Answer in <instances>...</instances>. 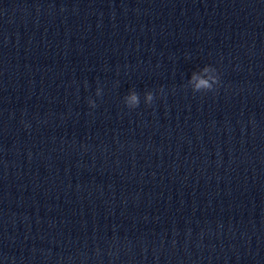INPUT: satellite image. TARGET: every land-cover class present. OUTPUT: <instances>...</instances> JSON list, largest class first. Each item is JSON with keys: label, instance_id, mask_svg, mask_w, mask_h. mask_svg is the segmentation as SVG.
Instances as JSON below:
<instances>
[{"label": "clouds", "instance_id": "9594fccd", "mask_svg": "<svg viewBox=\"0 0 264 264\" xmlns=\"http://www.w3.org/2000/svg\"><path fill=\"white\" fill-rule=\"evenodd\" d=\"M188 86L191 87L193 93H207L213 91L216 86L220 84V75L217 69L211 65H206L203 68L193 71L190 79L187 82ZM96 95H102V89H96ZM145 104L151 105L154 100V94L148 91L144 94ZM90 107H96L94 100L89 99L88 101ZM124 103L129 109H134L139 106L140 96L139 94L132 90L124 97Z\"/></svg>", "mask_w": 264, "mask_h": 264}]
</instances>
